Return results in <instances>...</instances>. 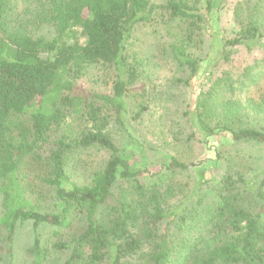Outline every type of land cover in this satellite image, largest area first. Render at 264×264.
I'll return each mask as SVG.
<instances>
[{
	"label": "trees",
	"instance_id": "obj_1",
	"mask_svg": "<svg viewBox=\"0 0 264 264\" xmlns=\"http://www.w3.org/2000/svg\"><path fill=\"white\" fill-rule=\"evenodd\" d=\"M212 1L205 0L207 11ZM201 2L0 0V237L6 264H13L15 229L26 221L69 230L75 222L82 226L69 241L51 245L69 252L64 264H264V205L248 201L242 176L189 185L177 175L199 165L170 156L166 166L151 172L121 156L102 130L112 118L120 123L129 88L154 75L159 47L145 54L133 50L129 40L162 9L180 29L165 47L176 71L194 78L209 64V80L193 105L194 124L208 137L227 133L233 142L264 143V127L257 128L264 126V76L259 81L264 56L237 73L220 70L239 48L264 51V0L236 4L232 37L221 38L216 54L208 45L198 56L195 43L208 36ZM43 29L53 36L39 34ZM92 69L115 72L111 95L87 91L82 80ZM63 126L92 129L76 136L67 132L45 160L38 151ZM75 146L108 154L104 168L83 185L71 181L65 168ZM32 173L52 188V213L39 211L30 200ZM257 197L264 201L260 188ZM29 253L31 264H55L38 235Z\"/></svg>",
	"mask_w": 264,
	"mask_h": 264
},
{
	"label": "rangeland",
	"instance_id": "obj_2",
	"mask_svg": "<svg viewBox=\"0 0 264 264\" xmlns=\"http://www.w3.org/2000/svg\"><path fill=\"white\" fill-rule=\"evenodd\" d=\"M165 1L150 0V3L159 6ZM246 1L214 0L211 10L207 11L206 2L202 0L199 8L208 36H205L207 42L195 43L196 50L192 51H199L195 55L199 56L202 53L200 51L208 45H213L212 52L216 54L217 47L214 46L221 45V43L218 44L221 38L232 37L236 29L233 20L235 5ZM153 18L148 24L137 27L129 43L131 42L133 50L142 48L145 54L147 51L150 53L155 46L159 47L154 53L156 67L155 70L153 68L151 70L154 75L145 79L143 83L138 81L134 87L129 88V97L124 100L127 108L120 115V123L114 122V118L110 119V124L103 126V132L108 133L119 150V154L133 165L150 169L153 172L159 166H166L170 156L184 163L199 165L196 168H190L181 176L177 175L178 178H182L181 181L189 185L198 180L219 181L224 175L242 176L248 184L247 189L250 190V192H245L248 201L264 205V201L257 197L259 188L264 194V143L246 140L233 142L227 133H216L208 137L199 130L191 118L199 89L205 87L209 80L207 78L208 61L199 67L194 78H191L187 72L176 71L174 63L167 58L168 52L165 53V47L173 42L174 36L179 35L180 29L176 27L177 23L170 21L169 15L162 9H157ZM38 33L47 38L53 36L51 30L47 29L40 30ZM163 47L164 51L161 49ZM214 54L209 58L215 59ZM263 56L264 51L261 49L247 53L245 49L239 48L232 62L223 63L220 70L228 69L237 73L240 68L252 65L256 59L260 60ZM216 76L217 73L212 79ZM263 76L264 74L260 75L259 81ZM115 79V72L112 69L100 71L92 69L91 74L82 81L90 93L111 95ZM180 79L187 81L188 84L179 83L177 80ZM143 107L145 109L141 111ZM139 112L141 113L138 116ZM260 127L264 126H257V128ZM91 129L92 126H72L71 128L63 126L54 129L47 143L38 153L47 160L49 151L67 132L70 131L73 136H76ZM107 159V152L101 148L84 149L82 146H75L66 155L65 168L71 181L83 185L90 180L93 174L104 168ZM165 169L161 167V170L171 178ZM29 185L31 186L29 198L32 203L39 211L52 213L55 208L52 188L43 185L38 180L37 173H32ZM119 185L120 187H116L117 192L123 186L121 183ZM197 208L201 210V206ZM262 218L264 220V210ZM81 230L82 226L78 222H75L70 230L47 224L34 225L32 221L19 223L14 233L13 264H31L33 258L29 250L33 245L35 235L39 236L42 244L50 246L49 260L55 261V264H64L69 252L56 251L51 245L57 241L67 242ZM5 249V242L0 237V264H6Z\"/></svg>",
	"mask_w": 264,
	"mask_h": 264
}]
</instances>
